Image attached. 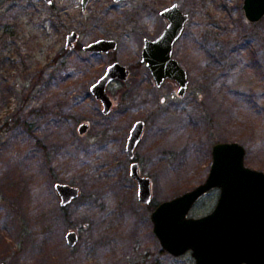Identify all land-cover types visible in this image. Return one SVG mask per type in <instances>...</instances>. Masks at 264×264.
Returning <instances> with one entry per match:
<instances>
[{
  "label": "rangeland",
  "instance_id": "374dc122",
  "mask_svg": "<svg viewBox=\"0 0 264 264\" xmlns=\"http://www.w3.org/2000/svg\"><path fill=\"white\" fill-rule=\"evenodd\" d=\"M173 3L189 15L173 48L187 72L183 97L173 80L156 87L141 62L143 40L162 33L159 13ZM242 4L89 0L82 10L81 0H0L1 263L195 264L190 251L162 248L150 214L205 180L215 143L242 145L244 165L264 173V17L248 22ZM73 31L78 41L65 48ZM98 39L115 40L116 50H82ZM113 62L129 76L107 86L113 107L103 115L90 86ZM138 120L145 126L130 159L125 143ZM132 162L151 180L147 205ZM56 183L78 187V198L61 207ZM218 196L211 190L188 216L210 213Z\"/></svg>",
  "mask_w": 264,
  "mask_h": 264
},
{
  "label": "water",
  "instance_id": "95a60500",
  "mask_svg": "<svg viewBox=\"0 0 264 264\" xmlns=\"http://www.w3.org/2000/svg\"><path fill=\"white\" fill-rule=\"evenodd\" d=\"M51 4L53 0H44ZM89 0H81L85 10ZM122 2L127 0H113ZM242 9L245 19L250 23L264 17V0H243ZM167 25L155 39H144L141 62L149 70L156 87L166 79L178 85L177 95H185L188 78L186 70L173 58V47L181 37L189 15L177 3L160 11ZM79 35L71 32L65 48L73 49ZM113 39H98L82 49L88 54H107L116 50ZM129 70L118 62L105 68L104 73L90 86V92L102 106V114L111 112L113 101L106 92L114 80L126 81ZM145 123L136 121L128 134L125 153L134 158ZM89 128L87 123L78 126L79 135ZM245 149L236 142L215 143L211 148V165L205 180L193 189L168 201L159 203L151 212L153 233L162 248L178 257L188 251L195 264H264V173L244 165ZM129 176L137 184V200L143 205L151 202V180L140 174L139 166L132 162ZM219 189V196L213 210L199 218L188 214L196 202L213 189ZM60 206L66 207L78 198V187L56 183ZM68 246L77 242V234L65 235ZM0 264H3L0 262Z\"/></svg>",
  "mask_w": 264,
  "mask_h": 264
},
{
  "label": "trees",
  "instance_id": "16d2710c",
  "mask_svg": "<svg viewBox=\"0 0 264 264\" xmlns=\"http://www.w3.org/2000/svg\"><path fill=\"white\" fill-rule=\"evenodd\" d=\"M225 48V47H224ZM223 49V48H222ZM225 50H226V48H225ZM14 124H16V125H24V126H27L26 124H25V120H19V119H16V120H14Z\"/></svg>",
  "mask_w": 264,
  "mask_h": 264
},
{
  "label": "flooded vegetation",
  "instance_id": "af4514ba",
  "mask_svg": "<svg viewBox=\"0 0 264 264\" xmlns=\"http://www.w3.org/2000/svg\"><path fill=\"white\" fill-rule=\"evenodd\" d=\"M166 20V19H165ZM167 22V21H166ZM167 25V24H166ZM164 30V29H163ZM79 35V34H78ZM76 45V44H75ZM75 47V46H74ZM83 48V47H82ZM174 48V47H173ZM83 50V49H82ZM173 56V55H172ZM113 107V106H112ZM110 114V113H109ZM78 238V237H77Z\"/></svg>",
  "mask_w": 264,
  "mask_h": 264
}]
</instances>
